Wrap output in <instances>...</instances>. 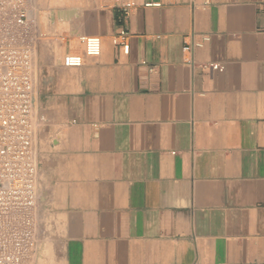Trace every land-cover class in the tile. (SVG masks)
<instances>
[{
	"label": "crops",
	"instance_id": "1",
	"mask_svg": "<svg viewBox=\"0 0 264 264\" xmlns=\"http://www.w3.org/2000/svg\"><path fill=\"white\" fill-rule=\"evenodd\" d=\"M65 1L64 54L102 51L40 48L25 264H264V0Z\"/></svg>",
	"mask_w": 264,
	"mask_h": 264
},
{
	"label": "built area",
	"instance_id": "2",
	"mask_svg": "<svg viewBox=\"0 0 264 264\" xmlns=\"http://www.w3.org/2000/svg\"><path fill=\"white\" fill-rule=\"evenodd\" d=\"M132 6L131 2L124 3L122 14L127 16ZM48 35L32 14L30 0H0V264H25L36 236L39 194L33 143L35 53ZM128 36L129 31L120 27L112 39L126 54L130 51ZM209 39L208 33H202L184 50L190 52ZM78 41L83 52H66L62 58L64 66L80 67L85 55L101 54L100 36L85 34ZM189 62L194 64L193 59ZM203 66L224 70L218 62Z\"/></svg>",
	"mask_w": 264,
	"mask_h": 264
},
{
	"label": "rangeland",
	"instance_id": "3",
	"mask_svg": "<svg viewBox=\"0 0 264 264\" xmlns=\"http://www.w3.org/2000/svg\"><path fill=\"white\" fill-rule=\"evenodd\" d=\"M34 5H32L31 10H32V14L35 11L34 17H36L37 19L39 18L40 20V24L42 26V28L48 32V37H46L45 39H43L39 45H41L39 48H37V51L35 53V62H36V81H37V70H38V66H39V62L41 60L40 58V48L42 47V45H44L47 42H50L53 44V50L49 51L46 53L45 59L48 61H52L54 59L53 54L55 53L56 55H58L59 57L64 55V51H63V40H67V31L65 30V23L63 21V17H62V7L65 6V4H67L68 2L65 0H33ZM69 5V4H67ZM54 20V22H53ZM54 25L56 31L55 33H51L49 30V27H52ZM67 30V29H66ZM78 39V38H76ZM55 47V49H54ZM63 58V57H62ZM36 107L34 104V119L36 122V134L33 140L34 143V149L36 152V156H37V160L39 162V157H38V149L40 147V142H39V138H38V115L36 112Z\"/></svg>",
	"mask_w": 264,
	"mask_h": 264
}]
</instances>
